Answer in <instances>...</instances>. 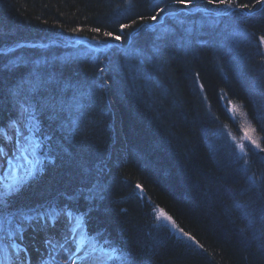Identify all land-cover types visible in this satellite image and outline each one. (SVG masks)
Masks as SVG:
<instances>
[{
	"label": "trees",
	"instance_id": "16d2710c",
	"mask_svg": "<svg viewBox=\"0 0 264 264\" xmlns=\"http://www.w3.org/2000/svg\"><path fill=\"white\" fill-rule=\"evenodd\" d=\"M149 3L131 0L129 9V0H0V130L19 129L22 121L16 123L17 109L9 91L28 75L35 61L47 62L41 65L46 74L91 92L81 131L74 136L56 131L42 171L14 200L26 206L25 211L49 202L57 210L67 206L78 209V215L86 213L84 232L97 245L107 248L110 243L130 251L137 264H264L261 242L245 239L252 233H241L239 213L232 210L233 197L259 206L247 177L255 172L258 182L264 183V152L246 144V156L238 158L230 137L240 140L241 130L225 103L243 106L264 147V100L258 94L264 89L257 87L264 85L259 64L262 48L255 43L256 36L264 34V11L257 5L253 17H221L219 24L210 25L202 14L188 13L169 0L159 20L172 30L167 38L158 40L159 31L141 29L140 21L124 30L136 33L135 44L146 55L137 74L128 67L139 60L126 55L127 35L124 41H112L90 29L101 27L121 35V23H130L138 14H154ZM193 7L213 6L195 0ZM124 11L129 18L120 15ZM76 27L83 31H70ZM233 30L256 35L250 42L241 38L230 44L227 38ZM94 36L102 37L101 45L105 40L116 45L97 51L58 44L84 38L97 45ZM18 58L23 59L18 62ZM100 67H107L102 79L119 113L125 147L117 152L104 199L89 201L87 191L101 174L112 139L113 117L105 87L92 85L100 83ZM145 74L150 88L145 86ZM132 76H137L135 85ZM48 115L43 116L41 128L52 134L50 125L58 126ZM244 159L249 162L247 169ZM157 207L204 248L155 222L152 209Z\"/></svg>",
	"mask_w": 264,
	"mask_h": 264
},
{
	"label": "snow or ice",
	"instance_id": "6c2138e0",
	"mask_svg": "<svg viewBox=\"0 0 264 264\" xmlns=\"http://www.w3.org/2000/svg\"><path fill=\"white\" fill-rule=\"evenodd\" d=\"M172 4L180 5L184 9L188 10V13H200L205 21L210 25H216L220 23L221 17H228L230 19L235 17L248 18L253 17L256 13L253 9L257 5H260V10L264 11V0H254L253 3H241L240 0H206L207 5L213 6L211 9L193 7L195 0H171ZM161 5H164L162 7ZM169 5V0H150L148 7L150 11L154 14L150 16L137 15L136 19H130V23H121L119 25V30L121 35H116L112 31L102 30L101 27L91 28L90 31L93 33L101 34L102 37L111 38L112 41H124L125 35L128 37V48L126 49V55L131 58H138V64L129 65L131 72H136L139 74L144 59H146L145 53L139 49L134 41L135 32L124 33L125 29H131L138 21L142 22L140 28H150L152 31H159V35L156 37L159 39L167 38V35L172 30L167 26L159 23L161 19V14L165 13V8ZM129 9L132 7L131 0H129ZM121 16L125 18L128 17V12L124 11L120 13ZM173 17L177 16L178 13H168ZM147 21H152L154 23L148 24ZM181 24L184 21H180ZM70 31L76 33L81 32L83 29L81 27H76L70 29ZM256 34L251 31H236L233 30L229 33L227 41L230 44L237 43L241 38L246 41H251ZM102 37H92L93 40H97V51H100L101 47L111 46L107 40L104 41L103 45L100 44V39ZM255 43L258 47L264 48V34L256 36ZM159 51V50H157ZM260 56V71L264 75V51L259 52ZM23 58H18V62L22 61ZM97 60L103 61L100 57ZM15 63V62H14ZM47 63L46 61H35L34 68L28 73L27 76H21L20 79L15 83L14 87L10 89L9 95L13 98L15 107L17 109L16 123L21 121H26L28 124V131L33 133L38 140L29 141V137L23 136L25 141H28L27 146L20 142L18 138L16 141L17 146L12 149L13 153L19 152L21 156H16L15 154L9 156L8 152H5L0 148V232H3V236H0V250H3L5 259L8 257V249L15 248L17 252L13 254L14 260L13 264H32V256L29 253V248L27 245L21 246V244L15 242L4 243L5 238L11 240L15 237L20 240L23 235L24 221L29 219L27 212L35 213L34 219L48 218L51 214H54V210L50 213L43 206L35 209H27L25 207L19 206L14 197L21 194L30 180L35 178V176L42 171L45 161L49 159V154L52 151L54 141V136L56 131L64 132L67 131L71 135H76L81 131V125L85 118L86 110L90 106L86 101L91 97V92H85L82 90V85L72 84L68 81L57 80L53 75L46 74L41 65ZM161 70H163V64L160 65ZM98 73L100 77V83L97 84L96 81L92 82L93 86L106 87L107 82L103 81V76L105 74V68H98ZM198 75V74H197ZM145 81L147 87H151L150 78L145 74ZM133 83L137 80V76H132ZM202 88L203 85H200ZM257 87L264 89V85H258ZM139 91V90H138ZM69 92L71 93L69 95ZM262 100H264V90L259 93ZM241 105L231 104L226 105V111L231 113L230 118L235 117V114L245 115L241 111ZM45 114L48 115L49 121L57 124L56 129H52L50 125V131L52 134H47L42 131L41 121ZM0 115H2V107H0ZM264 119V117H262ZM10 123H13L10 121ZM87 126L85 125V128ZM221 128H224L221 125ZM255 129L251 126L243 129L244 137L243 141L237 140L235 136H231V142L234 148L238 152V158L243 159L246 156L245 141L250 146H254L261 152H264V147L253 138L250 134ZM226 132V129H225ZM28 152L32 159L27 161V164H22L19 161L23 158L22 154ZM17 163L13 164V161ZM244 166L247 169L249 162L247 159L243 160ZM20 170L21 174L16 175L15 172ZM11 177V179H9ZM248 186L250 189L254 190L257 194L258 207H255L252 202L245 201L241 202L238 198L233 197L234 203L232 210L239 213V218L242 221L241 233L251 232L252 236H245V239H256L259 240L260 250H264V183L258 182V178L255 172L247 177ZM136 188H142L141 185H135ZM105 193V186L97 182L93 184L89 189V194L85 199L89 201L103 200ZM69 199H75V197H69ZM48 208L51 209L52 205L49 204ZM92 209L89 208L88 211ZM62 213L65 217L74 219L76 221L77 227L81 226V220L86 213H79L77 210H73L70 207L65 206ZM152 211L155 214V222L159 223L161 221L167 222L170 226L175 229L182 236L187 237L190 241H194L201 249L204 248L203 244H200L196 237L188 232H185L171 215H169L162 208H153ZM75 232L70 227L68 232L63 235L62 240L53 243L52 239H47L45 243L49 246L46 255L40 256L36 261V264H68L67 260H58L55 252L57 248L69 251L66 247L69 243H72V237ZM91 239V238H90ZM83 242V237L81 243ZM22 243V241H21ZM37 251H39L37 249ZM96 253H99L98 255ZM119 253V255H116ZM115 256L118 264H137L135 257L130 251H125L124 249H118L113 247L110 243L108 247L105 248L103 245L97 247L96 243H90V252L85 256H78L75 252L69 257L72 264H76L77 260L85 261L87 264H113V257Z\"/></svg>",
	"mask_w": 264,
	"mask_h": 264
},
{
	"label": "rangeland",
	"instance_id": "374dc122",
	"mask_svg": "<svg viewBox=\"0 0 264 264\" xmlns=\"http://www.w3.org/2000/svg\"><path fill=\"white\" fill-rule=\"evenodd\" d=\"M183 11L180 12V14H182ZM165 15H168V14H165ZM219 37L223 38L224 37V32L222 33H219ZM219 40V38H218ZM221 40V39H220ZM219 43H221L219 41ZM79 45V44H78ZM80 46V45H79ZM93 48H97V45H91ZM262 51H264V48H262ZM107 69V67H105ZM106 71V70H105ZM107 81V80H106ZM108 85V84H107ZM105 91H106V94L107 93H110L111 95V92L109 90V85L107 87H105ZM112 102V105H110V103L108 102L109 104V107L111 109V113H112V122L114 123L115 122V111L114 108H115V104L113 101H110ZM227 102V105L230 106L231 104H237V105H241L240 103L238 102H235V101H225V103ZM242 106V105H241ZM116 109V108H115ZM241 111L243 113H245V115H240L239 113L235 114V117H234V120L238 123L239 127H240V130H241V138H240V141H243V137H244V132H243V129L246 128V127H249L251 126V128L255 129V131H253L252 133H250L253 138L261 145V141H260V137L257 133V130L255 128V126L253 125L252 121L250 120V118L248 117L246 111L244 110L243 106L241 107ZM119 116V114H118ZM119 127L121 128V124H120V121H119ZM112 125V124H111ZM112 127V126H111ZM112 131V129H111ZM122 131V129H121ZM21 133L23 134V136H27L29 137V141H33V137H32V133H30L28 131V128L24 125H21V131L20 132H14V137H12V139H9L6 138V135L3 134L1 136V139H0V142L4 144L5 148H4V151L5 152H8L9 153V156L15 154L16 156H21V153L19 152H16V153H13L12 149L14 148V146H17L16 144V141L17 139L19 138L20 139V142L22 144H24V146L26 147L27 144H28V141H25L23 139V136H21ZM111 135H112V132H111ZM112 137V136H111ZM6 138V139H4ZM11 140V141H10ZM124 140V139H123ZM239 140V138L237 139ZM6 143H4V142ZM112 141V139H111ZM248 145V143L245 141V145ZM262 146V145H261ZM125 147V142H123L122 145L120 146H117L116 149H114L112 152L113 154V157H111L109 160H108V157H109V153L107 154L106 156V159L104 160L103 162V166H102V170H101V176L102 174H105V178H104V181L102 183V185H105V183L107 182V180L114 174V166H113V162L115 161L116 159V155H117V152L119 149H122ZM254 147V146H253ZM258 150V149H257ZM109 152H110V149H109ZM22 159L19 161L20 163L22 164H27V161L31 160L32 157L31 155H29L28 152H24L22 154ZM107 160H108V163H107ZM17 163V161H13V164ZM104 169V171H103ZM18 172L21 174L20 170H18ZM108 173V175H107ZM17 175V174H16ZM11 179V177L9 178ZM58 217L57 216H54V220L51 221V219H46V220H38V221H35L32 220L31 223H29V219L28 220H25L24 221V227H23V235L21 237L20 240H17L15 237H12L11 240H9L8 238L5 239V243H9V242H15V243H18V244H23L24 245H27L28 248H29V252H31L34 248L30 247V245H28L26 243L27 239H26V236L28 235L27 233L29 232V234L35 232L33 230H41L42 232H46L45 234L41 232V234L43 236H48L49 238H41V240L38 241V244L39 245L40 243L41 246L40 248L38 249V253L37 254H34L33 255V258H32V264H36V261L40 258V256L42 255H46V252L48 250V245L45 243V241L47 239H52L53 240V243H55L56 241H60L61 243H63V240H62V237L64 234H66L68 232V229L71 227L72 229L75 228L76 226V223H73L72 221L74 220H70L69 218L65 217L64 215H60L59 216V220L57 219ZM35 223H38V224H35ZM57 223V225H55ZM161 224H164L166 226H168L170 228L171 231H173L174 234H176L178 237L186 240L187 242H191L193 243V241H190L187 237H184L182 236V234L178 233L175 229H173L170 224H167V222H159ZM56 226V227H54ZM52 231H54V234L53 235H49V233H51ZM48 232V233H47ZM0 236H3L1 233H0ZM80 237H77V235L73 236L72 237V243H69L68 245H66V247L69 249V251H65L63 249H60V248H57L56 252H55V255L57 256V259L58 260H67L68 261V264H72V261L71 259H69V257L72 255L73 252H75L76 255L78 256H85L87 255L90 250L86 248L87 244L89 243L88 242V239H83V242L81 243V239H79ZM26 240V241H25ZM22 241V243H21ZM195 243V242H194ZM35 247H38V246H35ZM83 249V251H81ZM9 252L11 254V257L14 258L13 256V249L12 251L9 249ZM97 255L99 253H96ZM9 262H10V259H9ZM76 264H87V262L85 261H80V260H77Z\"/></svg>",
	"mask_w": 264,
	"mask_h": 264
},
{
	"label": "bare ground",
	"instance_id": "6f19581e",
	"mask_svg": "<svg viewBox=\"0 0 264 264\" xmlns=\"http://www.w3.org/2000/svg\"><path fill=\"white\" fill-rule=\"evenodd\" d=\"M88 42H90L89 40H86V39H84V38H78L77 40H76V42L75 43H63V42H58V44H60V46H62V47H64V48H71L72 47V45H74V46H84L85 44L86 45H88V46H90V43H88ZM79 44V45H78ZM28 45H31V46H48L49 45V42L47 43V42H45V43H41V42H36V43H33V42H29L28 43ZM66 46V47H65ZM12 49H14V48H10L9 50H12ZM106 98H107V101L110 103V105H112V102H110V101H113L112 100V97H111V95H110V93H107L106 94ZM115 108H116V106H115ZM114 108V110H116L115 112V122L113 123L112 122V120L110 121V128L112 129V141H111V143H110V145H109V149H110V152H108L109 153V157H108V160L111 158V157H113V150L114 149H116V147L117 146H120V145H122L123 144V142H124V138H123V134H122V131H121V128L119 127V121H120V118H119V116H118V111H117V108L115 109ZM112 124V125H111ZM112 126V127H111ZM108 160H107V163H108ZM103 171H104V169H103ZM105 174H106V172L104 173V174H102V176L101 175H99V177H98V179H97V181L95 182V184L97 183V182H99L100 184H102L103 183V181H104V178H105ZM107 175H108V173H107ZM108 181V180H107ZM105 185H106V183H105ZM104 185V186H105ZM26 239H27V241H26V243L28 244V245H30V247H32V248H34L33 250H32V254L34 255V254H37L38 253V251H37V249H39L40 248V246H41V244L42 243H40L39 245H37L38 244V241L39 240H41V238L39 237V236H37V234L36 235H33L32 233L31 234H28L27 236H26ZM35 246H38V247H35ZM31 254V253H30Z\"/></svg>",
	"mask_w": 264,
	"mask_h": 264
}]
</instances>
